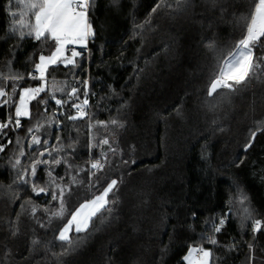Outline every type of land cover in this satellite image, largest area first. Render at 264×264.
Segmentation results:
<instances>
[{"label":"trees","instance_id":"obj_1","mask_svg":"<svg viewBox=\"0 0 264 264\" xmlns=\"http://www.w3.org/2000/svg\"><path fill=\"white\" fill-rule=\"evenodd\" d=\"M159 3L95 0L89 9L95 36L80 50L77 66L49 68V80L80 90L75 103L83 99L87 81V117L67 119L74 108H61L42 93L38 99H48L47 113L34 100L31 119L0 132V264H187L189 249L201 245L211 249V264H264V77L235 93L207 94L221 54L245 33L243 18L254 0H165L156 7ZM22 10L19 0H0V73L23 74L20 86L35 87L41 82L28 74L54 42L13 33V13ZM262 54L258 46L256 56ZM11 87L9 82V94ZM18 96L19 89L13 99ZM12 115L14 105L0 107L1 122ZM53 115L58 123L48 126L44 117ZM38 118L45 127L28 133ZM113 119L123 127L96 123ZM253 132L255 140L245 148ZM31 135H39L41 145L30 146ZM57 137L66 149L59 155L71 153L72 168L62 163L54 175L64 183L72 176L81 182L72 185V195H79L70 197L69 214L110 180L119 181L108 197L115 201L111 212L94 218L87 232L72 233L77 243L71 250L55 238L69 216L51 217L58 208L52 190L37 196L18 179L36 152L58 146ZM103 138L114 153L108 145L91 147ZM20 150L26 155L13 167ZM101 151L107 164L97 181L85 169ZM46 180V166L40 165L36 181L43 186ZM255 220L262 222L259 231H253ZM210 236L219 243L210 244Z\"/></svg>","mask_w":264,"mask_h":264},{"label":"snow or ice","instance_id":"obj_2","mask_svg":"<svg viewBox=\"0 0 264 264\" xmlns=\"http://www.w3.org/2000/svg\"><path fill=\"white\" fill-rule=\"evenodd\" d=\"M117 0H113L116 3ZM179 2V0H178ZM215 4V0H212ZM22 5V11L17 14L13 13L17 19L14 23L17 25L13 28V33L19 30V36L23 38L25 35L34 38L37 41H53L52 50L49 54L43 53L38 55V62H34L33 71L28 74V79L40 81L38 86L21 87L20 82L24 80L23 74L11 72L7 75L0 73V107L14 105V115L9 116L5 122H0V132L9 126L18 129L21 127V118L31 119L30 104L36 100L39 104L45 105L44 113L48 112L46 107L48 99H38L42 93H47L48 98L52 99L57 106L63 108L65 104H70L72 108L76 109L77 115H69L67 119L77 120L88 116L86 111L89 105L87 81H83L85 91L83 92V99L79 103L80 97L77 93L80 91L77 87H72L67 90L66 86H61L54 77L49 80V68L57 65H64L65 67L76 65V58L81 56V52L77 51V46L87 48V42L90 37L95 36V30L89 20V9L94 7L95 0H19ZM165 5V0H160L156 7ZM156 9L153 8V11ZM245 20V33L242 38L233 46L232 50L221 54L218 59L217 68L210 81L207 94L212 97L220 89H225L230 93L238 91L241 85L245 87L250 86L253 80L264 77V54L256 56V49L259 46L264 49V0H254L252 11L243 18ZM142 27V26H141ZM27 30L26 32L24 30ZM72 46V47H69ZM211 48L212 45H209ZM12 84L11 94H9L8 83ZM19 89L18 101L13 98L17 95ZM57 93H65L66 98H57ZM44 120L47 125L51 126L53 123H58L55 120V115L45 116ZM97 125L101 128H107L109 123L117 127H123V124L113 119L110 122L97 121ZM45 127L44 121L37 119L32 127L26 131L28 133H38ZM256 132H253L249 138V143L245 148L251 147V142L255 140ZM57 147L49 149L44 147L43 150L36 152L35 156L29 161L27 166H22L18 172V179L21 183L27 184L31 187L33 193L39 196L41 193L48 195L51 189V200L58 203V208L51 210V217L64 220L65 216L69 218L63 223L56 235V239L62 242L68 250L72 249L74 243L72 233L80 234L87 232L91 227L92 221L98 215L111 212L110 205L115 203L114 200H109V194L117 189L118 180L112 179L107 182L99 195H94L93 198L87 199L80 203L79 206H73L71 213L68 212L66 197L72 196V185L81 183L76 176H72L70 182L64 183L63 177L59 179L54 175L55 167L62 163L68 169L72 168L67 156H60L61 152L66 149L60 143V138L57 137ZM11 143V141H9ZM17 144L20 141H16ZM42 138L39 135H31L30 146L41 145ZM43 143L46 145L47 139ZM108 145L109 150L113 153L116 151L111 147L110 141L103 138L97 144H92L91 147H100ZM68 148L72 149L73 144L70 143ZM4 151V147L0 146V152ZM56 155H53V153ZM26 153L23 150L19 151V156L16 158L13 167L21 166V157ZM47 155V159H42ZM90 168L85 171H90L92 177L98 181L100 177L99 172H102L107 164V153L101 151L100 158L89 161ZM40 165L46 166L47 180L41 186L36 181L37 168ZM95 186V184H93ZM29 203H31L29 201ZM38 207L32 205L31 214L34 216ZM44 212H49L48 208L42 209ZM224 220L219 221V226L214 227V232L219 233L224 224ZM261 221L255 220L253 231L261 229ZM43 227V225H41ZM210 244L216 245L219 242L215 236L207 237ZM37 243V241H33ZM187 264H211L213 261V253L211 249H205L202 245L199 247H191L188 254L184 257Z\"/></svg>","mask_w":264,"mask_h":264},{"label":"rangeland","instance_id":"obj_3","mask_svg":"<svg viewBox=\"0 0 264 264\" xmlns=\"http://www.w3.org/2000/svg\"><path fill=\"white\" fill-rule=\"evenodd\" d=\"M105 167H106V166H105ZM89 175H90V174H89ZM77 190L80 191V188L77 187ZM72 191H74V190H72ZM78 195H79V194H78V192L76 191V192L73 193L72 198H73V199H76V198L78 197ZM66 201H67V205L70 204V202H71V198H70V197H66Z\"/></svg>","mask_w":264,"mask_h":264},{"label":"built area","instance_id":"obj_4","mask_svg":"<svg viewBox=\"0 0 264 264\" xmlns=\"http://www.w3.org/2000/svg\"><path fill=\"white\" fill-rule=\"evenodd\" d=\"M88 99H89V105L87 106V108H86V111L88 112L89 111V109H90V105H91V99H90V95H89V93H88ZM79 103V102H78ZM74 115H77V113H76V109L74 108ZM99 159V158H98ZM105 168V167H104ZM90 176H92L91 175V172H90Z\"/></svg>","mask_w":264,"mask_h":264},{"label":"crops","instance_id":"obj_5","mask_svg":"<svg viewBox=\"0 0 264 264\" xmlns=\"http://www.w3.org/2000/svg\"><path fill=\"white\" fill-rule=\"evenodd\" d=\"M88 42H89V40H88ZM88 42H87V46H88ZM69 47H72V46H69ZM83 49H86V48H81V47L77 46V51H80V50H83Z\"/></svg>","mask_w":264,"mask_h":264},{"label":"bare ground","instance_id":"obj_6","mask_svg":"<svg viewBox=\"0 0 264 264\" xmlns=\"http://www.w3.org/2000/svg\"><path fill=\"white\" fill-rule=\"evenodd\" d=\"M1 122V121H0ZM95 159H98V158H93L92 156H90V161L91 160H95Z\"/></svg>","mask_w":264,"mask_h":264}]
</instances>
